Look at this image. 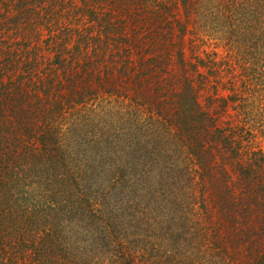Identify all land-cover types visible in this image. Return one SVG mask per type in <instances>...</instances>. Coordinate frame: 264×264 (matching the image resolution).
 <instances>
[{
    "label": "trees",
    "instance_id": "obj_1",
    "mask_svg": "<svg viewBox=\"0 0 264 264\" xmlns=\"http://www.w3.org/2000/svg\"><path fill=\"white\" fill-rule=\"evenodd\" d=\"M181 1L162 78L163 2L0 0V264H264V0Z\"/></svg>",
    "mask_w": 264,
    "mask_h": 264
},
{
    "label": "rangeland",
    "instance_id": "obj_2",
    "mask_svg": "<svg viewBox=\"0 0 264 264\" xmlns=\"http://www.w3.org/2000/svg\"><path fill=\"white\" fill-rule=\"evenodd\" d=\"M80 4L84 3L83 0H77ZM87 0H85L86 2ZM153 2V4L157 3L159 4V2H163L165 4H167V7H170V10H172L171 12H167L166 8H165V12H164V17H165V26L163 29H161L159 32V34L157 35V39L160 41L159 43L162 45H165L167 42H169V46L164 48V50L162 52H160L158 54L157 50H156V44L153 43L154 37L150 36H146V32L145 31H141L137 36L135 35V43L139 44L140 46L142 45V48L144 50H149L146 51L147 55H145L144 57L148 59V63H149V67L154 66L156 64V72L161 74V77H168L169 74L171 73H175L174 71H170L167 68V61L166 59L168 58H173V60L177 61L178 60V52L179 50H181L183 53V59H188V60H193L195 61V59L197 60L198 57H205V55L212 50V48L218 44V42L220 41L221 38H217L218 40H214V44L212 45L211 43H207L204 45V42H202L204 40L203 36H202V32L200 30V33H197L196 37H194V35H189L186 34L182 39L180 37V26L182 23L184 22H189V24L191 26H197L200 24V26H203V22L201 23L200 20L198 19L196 21V18L194 17V15H191L190 18L188 15L185 14V9L183 6V2L181 1L179 4L177 2V5L174 7V0H151ZM204 2V9L207 8L208 4L210 3L211 9H213L212 7V0H203ZM155 5V6H156ZM214 10V9H213ZM176 11V12H175ZM193 17V18H192ZM189 26V27H191ZM95 28V29H94ZM92 27V29L90 31H92V33H90L91 35L94 36V38H103L102 32H101V28L100 27ZM204 28H207V26H204ZM129 29V25H127L125 27V30ZM228 29V27L226 28ZM225 29V30H226ZM224 28L222 26L217 27V30H214V32H216L217 34H223ZM232 33V32H231ZM128 36L125 38L131 37V33L130 31L127 34ZM248 35V33H246L243 37L239 38V36L236 34V43L234 44V46L239 50V52L241 51L242 54V58L240 55V59L242 62H244V60H248V58L250 57V53L249 51H247V46L245 43H242L244 38ZM219 36V35H217ZM198 39V40H195ZM132 42V38L130 40ZM195 43H198V47L195 49L193 48V45ZM181 43V45L179 46V44ZM125 45H130V42H125L124 40H121L117 43L116 46L119 47V49L122 51L125 49ZM253 52L254 55L256 56V62L253 61L252 66L244 71L250 72L251 70L254 69V66L259 67L260 64H262L261 58L264 56V54H261L260 51H258L256 48H250ZM249 49V50H250ZM156 50V51H155ZM204 50V53L202 54ZM220 56H224L226 54V46L225 47H218L215 49ZM231 50L233 51L234 54V61L236 60V56L238 54V52L235 50V48L231 47ZM145 52V54H146ZM155 53L158 54L159 56L154 57ZM200 55V56H199ZM136 59V55L134 56ZM179 58H180V54H179ZM247 63L249 64V62H244V64ZM246 64H245V68H246ZM264 66V65H263ZM237 105V104H235ZM66 138H67V146L66 148H70L71 144L74 142V137L73 135L69 136L66 134ZM76 138V137H75ZM76 225V223L74 224ZM78 226V224L76 226H73L74 229H76V227Z\"/></svg>",
    "mask_w": 264,
    "mask_h": 264
}]
</instances>
